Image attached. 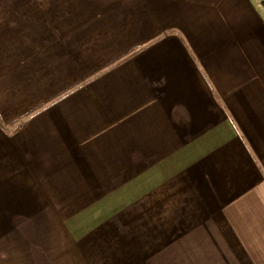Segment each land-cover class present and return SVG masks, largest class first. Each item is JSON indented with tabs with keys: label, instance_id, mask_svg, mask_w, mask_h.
Wrapping results in <instances>:
<instances>
[{
	"label": "crops",
	"instance_id": "0c3cea01",
	"mask_svg": "<svg viewBox=\"0 0 264 264\" xmlns=\"http://www.w3.org/2000/svg\"><path fill=\"white\" fill-rule=\"evenodd\" d=\"M0 264H264V0H0Z\"/></svg>",
	"mask_w": 264,
	"mask_h": 264
}]
</instances>
